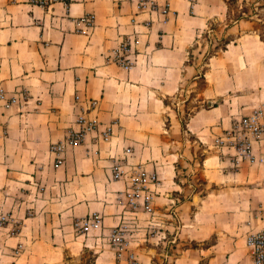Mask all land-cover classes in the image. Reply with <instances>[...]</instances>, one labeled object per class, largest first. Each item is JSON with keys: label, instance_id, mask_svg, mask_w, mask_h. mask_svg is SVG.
I'll use <instances>...</instances> for the list:
<instances>
[{"label": "crops", "instance_id": "crops-1", "mask_svg": "<svg viewBox=\"0 0 264 264\" xmlns=\"http://www.w3.org/2000/svg\"><path fill=\"white\" fill-rule=\"evenodd\" d=\"M226 3L0 0V211L22 217L19 241L35 225L53 236L95 213L98 226L72 232L79 249L95 248L92 264H253L246 238L264 228V140L238 163L233 147L214 140L244 114L264 122V77L255 80L245 53L250 31L204 63L199 44ZM247 21L225 24V33ZM118 53L135 61L126 67ZM200 77L196 98L223 100L194 110L184 128L179 97ZM90 119L97 128L86 127ZM80 129L56 160L51 145ZM195 175L211 187L190 198ZM122 223L126 242L117 248L110 233ZM29 256V264L58 258L45 249Z\"/></svg>", "mask_w": 264, "mask_h": 264}, {"label": "rangeland", "instance_id": "rangeland-1", "mask_svg": "<svg viewBox=\"0 0 264 264\" xmlns=\"http://www.w3.org/2000/svg\"><path fill=\"white\" fill-rule=\"evenodd\" d=\"M226 1V6L224 5L223 9L224 12H226V16L223 19H212L208 24L206 31H204L199 37V44L202 47H207L205 56L206 58H203L202 63L208 60L210 54L217 53L216 51L221 52L223 50L221 47L226 44L227 40L230 38H235L236 35H240L243 30H247L253 35L250 36V44L252 45L248 47V50H246L245 53L251 58V62L255 68V80L261 82L260 78L262 76L264 77V40H260V33L263 32L264 34V7L258 10V13H254L253 8L255 5H264V0ZM243 10L249 15H252V17L250 19L243 17V19H249V21L244 22L243 27L240 28L239 31H236L233 34H226L225 24L234 23L235 17L241 12L243 13ZM240 42H242V40H240ZM235 64L238 63L236 62ZM240 64H242V60ZM237 68H239V65L235 66V69ZM241 75L242 73H240V76ZM205 83L206 81L200 77L198 78L197 84L185 87L186 89L184 90L183 95L181 94L179 97V99L184 98L187 103H185L186 105L181 114L182 120L187 119V114L189 111L194 112V110L199 107H206L213 104L215 101L220 102L223 100L222 98H215L214 100H203L202 98H196L199 88L203 87ZM256 91L261 90L256 88ZM258 98H261V95H258L256 92L255 99ZM168 101L174 102V98L168 99ZM184 136L186 139H192L195 137L193 134L189 133H184ZM200 154L201 153L198 152L199 156ZM186 168H189V175L190 178H192L191 175L194 173V169H191L190 166ZM185 174V171L180 168V176L184 177ZM191 183L193 186L191 187L192 191L188 195L190 198H192V193H202L211 187L209 184L199 182L196 175ZM30 215H32V213H30ZM21 218L18 214L12 216L8 211H0V264H11L12 261L16 262V264H29L31 261V259H29V254H34V251H41L44 249L49 251L53 258L56 256L58 257L55 258V261L48 260V262L45 264H92L94 262L95 248L84 246V248L79 249L81 246V241L80 239L76 238L77 234H73L74 232H78L74 226L73 229L59 230L56 234L50 236L51 228L47 227L44 229V232L42 231V235H37V229L39 227L36 225L34 226V223H32V226L34 227L32 229L27 228L28 233H26V235L28 236V239H22V241H19V238L15 236H22L23 234V226L22 222L20 221ZM36 223H38V220H36L35 224ZM62 234H66L64 239H62ZM9 237L12 239L10 240V243H7L6 239ZM36 239L38 241H36ZM53 240H56V242ZM149 245H151V243ZM160 249L161 248H159V250ZM162 249L166 250L165 247ZM154 260L155 262H158L157 257Z\"/></svg>", "mask_w": 264, "mask_h": 264}, {"label": "built area", "instance_id": "built-area-1", "mask_svg": "<svg viewBox=\"0 0 264 264\" xmlns=\"http://www.w3.org/2000/svg\"><path fill=\"white\" fill-rule=\"evenodd\" d=\"M34 3L46 6L49 5L52 0H31ZM84 20L88 25H92L93 17L90 15L84 16ZM129 45V40H123L121 44V49H127ZM117 60L126 67L133 64L135 60L133 58L125 56L124 54H117ZM92 105L96 104V100L91 102ZM84 116L80 115L78 120H84ZM89 129L97 128L96 119H90L86 124ZM84 130H72L70 134L59 142H55L51 145V150L56 152V160L60 161V153L64 151L67 143H76L81 140ZM109 130H102L103 135H108ZM264 140V122L260 118L259 112L244 114L238 118L235 123L228 129H226L222 134L218 135L214 144L218 146H230L233 147L236 152V162H239V158L247 157L252 154L253 141ZM137 179V178H136ZM156 176L152 174L150 180H155ZM264 211V209H263ZM100 224V217L95 213L89 216H84L77 218L74 221V228L80 233L88 232L91 226H98ZM127 226L125 223L117 225L110 233V243L117 247H124L126 242V232ZM246 245L249 249L253 264H264V228L253 230L248 233L246 238ZM131 258L135 263H137V258L134 257L133 252L130 253Z\"/></svg>", "mask_w": 264, "mask_h": 264}, {"label": "trees", "instance_id": "trees-1", "mask_svg": "<svg viewBox=\"0 0 264 264\" xmlns=\"http://www.w3.org/2000/svg\"><path fill=\"white\" fill-rule=\"evenodd\" d=\"M263 7H264L263 4L255 5V7L253 8V12H254V13H258V10H260V9L263 8ZM246 13H247V12H245V11L243 10V13L241 12L240 14H238V15L235 17L234 21H236L237 19L243 18V17H247V18L250 19V18L252 17V15H249L248 13H247V15H246ZM260 36H261V39L264 40V34H263V32L260 33ZM230 41H231L230 39L227 40V41H226V44H225L224 46H222L221 48H222V49H225V48L227 47V44H228ZM210 55H212V54H210ZM203 74H204V72H203ZM218 103H219L218 101H215L213 104H211V105H209V106H216V105H218ZM209 106H206V107H209ZM192 113H193V112H191V111L188 112V114H187V119L190 117V115H191ZM187 119H183V120H182V124H183V127H184V128H186Z\"/></svg>", "mask_w": 264, "mask_h": 264}]
</instances>
